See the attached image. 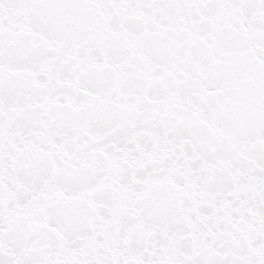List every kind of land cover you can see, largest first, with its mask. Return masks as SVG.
Returning a JSON list of instances; mask_svg holds the SVG:
<instances>
[{
	"label": "snow or ice",
	"instance_id": "1",
	"mask_svg": "<svg viewBox=\"0 0 264 264\" xmlns=\"http://www.w3.org/2000/svg\"><path fill=\"white\" fill-rule=\"evenodd\" d=\"M0 264H264V0H0Z\"/></svg>",
	"mask_w": 264,
	"mask_h": 264
}]
</instances>
